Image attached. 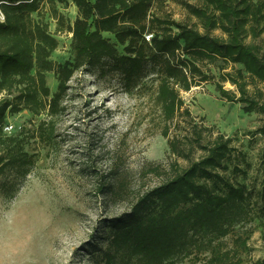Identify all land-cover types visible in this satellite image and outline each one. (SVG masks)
<instances>
[{"label": "trees", "instance_id": "trees-1", "mask_svg": "<svg viewBox=\"0 0 264 264\" xmlns=\"http://www.w3.org/2000/svg\"><path fill=\"white\" fill-rule=\"evenodd\" d=\"M159 1L164 2L0 0L4 15L0 20V177L7 171L25 174L34 164L25 149V132H4L7 118L23 110L34 116L60 115L73 75L84 69L95 73L112 62L128 92L146 78L156 84V103L168 123V133L162 135L169 139L171 124L181 114L191 122V134L203 155L186 167L170 162L166 177L139 195L129 212L106 220L91 246L100 247L95 264H176L205 253L211 264H241L246 242L238 237L229 247L224 239L253 219L252 193L221 172L233 152L232 139L214 126L194 123L182 93L213 80L209 66L222 61L221 80L216 83L220 97L242 104L246 114L264 116V101L249 90V80L264 84V55L259 46L246 42L249 36L256 40L264 34V0H202V7L188 6L205 33L196 26L151 16L153 2ZM57 3L76 7L72 24ZM47 13L56 22V33L71 34V61L57 64L51 59L59 43L50 32ZM156 22L162 26L154 28ZM217 29L227 37L212 35ZM105 33L124 47V55ZM146 36H151L149 41ZM230 64L243 68L226 71ZM51 72L58 83L52 97L46 78ZM226 82L237 92L226 89ZM258 132L264 135V118ZM37 133L48 143L55 137L50 121L40 124ZM183 140L193 142L186 135L169 139L173 153H179ZM106 185L112 198L123 193L122 182ZM255 264H264V259Z\"/></svg>", "mask_w": 264, "mask_h": 264}, {"label": "rangeland", "instance_id": "rangeland-1", "mask_svg": "<svg viewBox=\"0 0 264 264\" xmlns=\"http://www.w3.org/2000/svg\"><path fill=\"white\" fill-rule=\"evenodd\" d=\"M188 6L202 7L203 2H153L149 14L196 26L205 33ZM57 7L71 24L75 21L74 5L57 3ZM46 21L59 43L51 59L57 64L71 61V34L56 33V22L49 13ZM157 26L162 25L154 23V28ZM211 34L227 37L218 29ZM103 36L116 45L120 55L125 54L113 35ZM246 42L259 46L264 55V34L256 40L249 36ZM106 64L95 73L84 69L73 75L60 115L34 116L23 110L7 118V125L13 128L8 135L25 132V149L34 164L25 174L7 171L0 177V264H95L100 247L91 246L106 220L129 212L139 195L166 177L170 162L176 160L186 167L203 155L191 134V122L181 114L171 124L169 139L186 135L194 143L181 141L179 153L170 149L169 139L162 135L168 133V123L156 103V84L146 78L128 92L113 63ZM223 64L218 61L209 66L214 79L183 92L182 97L194 123L214 126L232 139L233 152L221 172L252 193L254 217L235 228L224 242L233 247L236 239L242 238L247 247L241 252V264H255L264 259V135L258 132L264 116L246 114L242 104L228 103L220 97L216 83L221 80L218 67ZM232 68L243 66L230 64L226 71ZM46 78L52 97L57 92L56 75L51 72ZM249 83L251 94L264 101V84ZM223 85L237 92L229 82ZM49 121L55 137L48 143L37 131L40 124ZM115 180L122 182L124 189L112 198L106 184ZM176 264L211 263L205 253Z\"/></svg>", "mask_w": 264, "mask_h": 264}, {"label": "built area", "instance_id": "built-area-1", "mask_svg": "<svg viewBox=\"0 0 264 264\" xmlns=\"http://www.w3.org/2000/svg\"><path fill=\"white\" fill-rule=\"evenodd\" d=\"M0 20L3 22L4 21V15L2 14L1 10H0ZM151 36H146V40L149 41ZM4 132L6 134H11L13 132V128L12 126L9 125H5L4 127Z\"/></svg>", "mask_w": 264, "mask_h": 264}]
</instances>
